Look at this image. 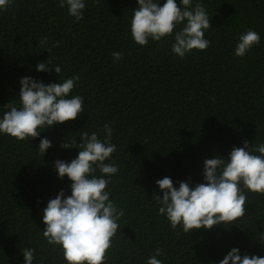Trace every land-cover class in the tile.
Wrapping results in <instances>:
<instances>
[{
	"label": "trees",
	"instance_id": "obj_1",
	"mask_svg": "<svg viewBox=\"0 0 264 264\" xmlns=\"http://www.w3.org/2000/svg\"><path fill=\"white\" fill-rule=\"evenodd\" d=\"M199 2L211 18V43L184 58L171 53V38L133 42L136 0H88L79 22L59 0H13L0 11V112L18 99L21 77L58 82L54 70H35L49 58L62 66L61 78L80 76L74 91L86 105L76 120L39 138L0 135V264H22L26 247L36 249L35 264H66L42 233L48 200L61 189L71 194L54 161L70 162L78 149L64 150L62 143H80L82 131L102 138L105 124L113 129L119 166L108 187L125 212L107 264H146L158 247L164 264H218L232 247L264 256V195L247 192L246 214L234 223L190 234L171 228L152 198L158 179L201 183L206 158H227L245 140L264 142V0ZM249 29L260 43L237 57V38ZM114 52L122 59L114 61ZM44 137L52 147L43 156L36 148Z\"/></svg>",
	"mask_w": 264,
	"mask_h": 264
},
{
	"label": "clouds",
	"instance_id": "obj_2",
	"mask_svg": "<svg viewBox=\"0 0 264 264\" xmlns=\"http://www.w3.org/2000/svg\"><path fill=\"white\" fill-rule=\"evenodd\" d=\"M88 0H59L74 22L84 18ZM99 3L100 0H94ZM13 0H0V11ZM132 9L129 33L134 43L147 46L171 38V53L184 58L193 50L204 51L210 45L206 32L212 27L208 11L199 0H136ZM260 34L249 29L237 38L234 55L245 57L260 43ZM45 38L42 43H46ZM48 51V50H47ZM49 52V51H48ZM114 61L122 59L121 52L113 53ZM37 72L54 70L58 82L45 84L31 76L21 77L19 97L0 112V135L19 141L39 138L46 129L56 124L76 120L85 110V100L74 89L80 76L61 78L62 66L47 62L35 65ZM103 137L97 132H80V143H62L64 150L78 149L69 162L57 159L54 169L59 179L71 182V194L61 189L48 200L43 209L45 225L43 237L49 245L59 247L66 264H107L106 253L120 229L125 216L109 189L112 178L119 172L113 161L117 145L112 142L113 129L105 124ZM52 147L47 137L40 139L36 148L43 156ZM203 182L177 181L170 177L156 181L159 192L152 198L171 228L208 231L214 226L234 223L246 214L247 192L264 195V142L233 147L227 158L217 154L206 158L202 169ZM22 264H35L36 249H20ZM162 248H156L146 264H164ZM218 264H264V256L241 253L232 247Z\"/></svg>",
	"mask_w": 264,
	"mask_h": 264
}]
</instances>
